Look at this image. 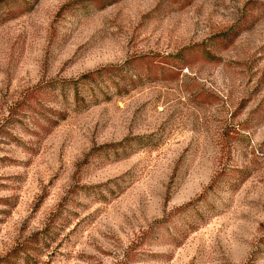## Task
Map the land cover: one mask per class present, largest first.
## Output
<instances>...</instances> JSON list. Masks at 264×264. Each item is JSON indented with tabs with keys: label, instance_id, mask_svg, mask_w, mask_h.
I'll return each mask as SVG.
<instances>
[{
	"label": "rangeland",
	"instance_id": "1",
	"mask_svg": "<svg viewBox=\"0 0 264 264\" xmlns=\"http://www.w3.org/2000/svg\"><path fill=\"white\" fill-rule=\"evenodd\" d=\"M261 2L0 0V264H264Z\"/></svg>",
	"mask_w": 264,
	"mask_h": 264
},
{
	"label": "trees",
	"instance_id": "2",
	"mask_svg": "<svg viewBox=\"0 0 264 264\" xmlns=\"http://www.w3.org/2000/svg\"><path fill=\"white\" fill-rule=\"evenodd\" d=\"M250 3H252V1ZM259 6L260 7L264 6V2H261ZM231 38L232 37L229 38L228 35H222L220 40L221 42L226 41L227 43H225L224 45L226 46L231 42L230 41ZM204 52H207L210 58L213 57L210 51L204 50ZM176 64H177L176 60L170 58L169 56H161L159 58L158 57L156 58V55H151V54L136 55L134 57L125 60L121 65L111 67L110 69H108L109 67H102L100 69L89 71L82 75V79H85L86 81L87 80L94 81L96 80L97 77H99L100 75L106 72L112 70H114L115 72L116 70L124 69V67H126V72L130 70L131 72L137 75H140L142 70L147 71V74H151V75L153 74L155 76L158 75V73H162V74L176 73L177 75L179 74V72H181L182 66L180 67L177 66ZM51 86H54L53 82L51 83ZM34 92L35 90L34 91L32 90L27 94L26 96L27 100H31L34 97L33 96Z\"/></svg>",
	"mask_w": 264,
	"mask_h": 264
}]
</instances>
